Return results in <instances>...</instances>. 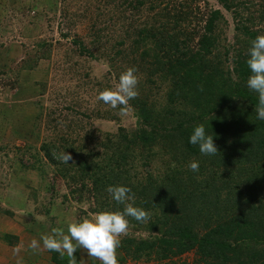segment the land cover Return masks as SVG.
I'll list each match as a JSON object with an SVG mask.
<instances>
[{
	"label": "trees",
	"instance_id": "1",
	"mask_svg": "<svg viewBox=\"0 0 264 264\" xmlns=\"http://www.w3.org/2000/svg\"><path fill=\"white\" fill-rule=\"evenodd\" d=\"M217 1L227 11L234 10L235 18L242 17L243 0ZM162 2L166 3L162 8L160 4L150 7L136 30L131 32L130 25L115 52L122 67L148 75L146 82L137 75L139 94L123 113L131 112L137 119L135 126L119 125L113 133L82 130L83 136L72 138L58 131L61 120L42 105L39 118H48L47 124L57 134L41 140L39 146L26 142L17 148L21 161L27 154L35 159L22 168L40 165L53 181L47 188L51 198L59 195L63 184L70 193L63 195L66 201L70 197L80 204L88 197L91 214L122 211L125 205L114 201L107 187L129 186L133 199L128 203L145 209L148 217L142 222L127 218L129 230L119 237L116 249L118 264L128 260L160 264L191 252L200 264H264V120L256 119L258 94L247 87L246 64L251 40L264 34L254 29L264 24V0H259L257 12L252 11L257 6L254 0L245 7L248 16L236 26L241 31L235 41L238 46L222 42V10L211 9L205 20L201 18L203 26L192 27L197 16L187 2L177 0L180 9L171 8L169 0ZM142 4L143 0H136L134 9ZM74 43L82 55L101 59L80 40ZM50 45L37 42L42 49L39 57L50 52ZM131 54L137 56L131 59ZM32 64L25 67L34 68ZM122 72L117 70L114 78L108 74V80L118 85ZM155 87L164 90L159 101L152 93ZM71 112L74 118L66 119L65 128L82 127L91 119L85 112ZM102 117L121 124L112 110ZM200 123L214 136L219 151L213 156L202 155L198 146L188 142L193 126ZM33 138L38 141L39 135ZM65 151L72 157L68 163L62 160ZM193 160L199 161L198 172L188 167ZM154 162H159L161 171L152 175ZM3 240L13 245L19 237L4 234ZM78 248L75 264L81 263ZM47 251L52 264H72L67 254ZM90 263L101 264L95 257H90Z\"/></svg>",
	"mask_w": 264,
	"mask_h": 264
},
{
	"label": "rangeland",
	"instance_id": "2",
	"mask_svg": "<svg viewBox=\"0 0 264 264\" xmlns=\"http://www.w3.org/2000/svg\"><path fill=\"white\" fill-rule=\"evenodd\" d=\"M143 1L136 10V0H0V264H52L41 237L50 235L53 229L67 234L69 223L92 215L88 211L87 194L80 204L70 197L65 200L63 195H70L65 184L59 188V195L51 198L47 190L53 183L51 177L47 178L38 164L36 169H23L22 164L29 166L35 159L27 154L21 161L17 148L22 149L26 142L39 146L41 140L57 134L47 124L48 118H39L42 105L47 112L54 111L52 116L61 120L58 131L72 138L83 136L85 130L113 133L119 125L128 129L135 126L137 119L130 111L121 114L118 108L99 100L98 95L117 85L115 80H108V74L114 78L117 70L129 68L122 67V59L116 61L118 41L126 38L130 25H133L131 32L141 26L152 5L160 4L158 7L162 8L166 4L163 0ZM169 1L171 8L178 6L177 0ZM243 1L239 9L242 17L235 18L234 10L227 11L217 0H181L187 2L197 16L192 27L203 26L211 9L222 10L225 22L221 24L220 34L222 42L230 46H238L235 41L241 31L236 26L248 16L244 11L250 0ZM254 4L257 6L252 11L257 12L259 0H254ZM254 29L263 33L264 24ZM40 40L51 44L45 57H39L42 49L37 42ZM74 40L83 42L94 54L101 55V59L79 53L80 48ZM126 40L130 42L131 38ZM109 56H114V61H109ZM136 56L131 54L130 58ZM26 64L35 67L28 69ZM137 75L146 82L148 75L138 68ZM160 90L152 89L157 101L164 92ZM75 110L79 114L85 112L91 119L82 127L80 124L65 128L66 119L74 118L71 111ZM108 110L119 116L121 124L102 117ZM33 134L39 135L38 141ZM159 167V162H154L151 174L161 171ZM142 170L139 168V173ZM4 209L12 215L3 213ZM47 209L49 214L45 212ZM139 232L145 235L142 231H135V234ZM4 234L16 235L19 241L11 245L3 240ZM33 240L39 242L35 249L30 247ZM78 249L80 264H91L87 250ZM197 258L191 252L160 264H200ZM128 261L126 264H157V261Z\"/></svg>",
	"mask_w": 264,
	"mask_h": 264
},
{
	"label": "clouds",
	"instance_id": "3",
	"mask_svg": "<svg viewBox=\"0 0 264 264\" xmlns=\"http://www.w3.org/2000/svg\"><path fill=\"white\" fill-rule=\"evenodd\" d=\"M246 64L250 70L247 79V87L258 94V104L255 107L256 119L264 120V34L257 35L250 42ZM137 69L129 67L122 72L119 83L115 88H106L98 95V99L104 104L125 112L129 100L138 96ZM188 142L198 146L202 155L213 156L219 150L214 142V136L209 134L203 123L196 124L189 135ZM71 154L66 151L62 154V160L68 163ZM188 167L193 172L199 171V161L193 160ZM107 192L111 198L119 204H124L122 211H102L85 217L81 220L71 222L67 227V234L53 229L54 235L41 237L44 247L60 255L67 254L73 258L77 248L87 250L90 257L99 259L101 264H118L116 249L119 247L122 234L128 230V217L137 221H144L148 213L142 207L134 206L128 201L133 199L132 189L126 185H110ZM39 242L33 240L30 247L37 248ZM19 264V262H18Z\"/></svg>",
	"mask_w": 264,
	"mask_h": 264
}]
</instances>
